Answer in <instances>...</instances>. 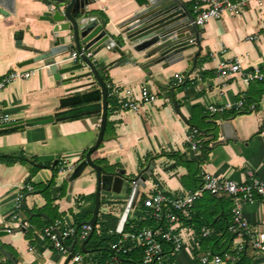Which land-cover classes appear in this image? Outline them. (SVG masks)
Returning a JSON list of instances; mask_svg holds the SVG:
<instances>
[{
  "label": "crops",
  "instance_id": "crops-1",
  "mask_svg": "<svg viewBox=\"0 0 264 264\" xmlns=\"http://www.w3.org/2000/svg\"><path fill=\"white\" fill-rule=\"evenodd\" d=\"M181 1L195 16L196 3ZM127 3L126 0H98L91 9L104 19L106 30L114 35L129 14ZM43 10L38 0H16L15 13L0 16V78L15 68L36 69L30 78L19 79L0 89V106L16 121L54 113L62 97L99 87L96 84L85 90L66 92L69 85H59L41 62L21 66L37 54L35 50H46L49 46L50 37L46 35L49 25L40 19ZM200 41V47L187 51L183 60L169 66L158 63L148 70L143 64L152 57L128 46V62L120 61L119 54L107 48L94 54L96 62L106 66L104 73L112 85L109 97L114 101L109 103L101 144L107 153L96 162L110 172L124 170L126 178H134L154 164L150 179L140 188L138 202L131 211L133 219L146 220L140 216L143 200L149 194L164 191L177 196L185 190H195L204 172L239 183L248 181L251 175L264 180V80L248 82L245 74L219 72L222 65L236 58L241 60L246 72L253 66L264 65V0L252 1L240 15L226 14L200 26ZM87 71L89 68L85 65L69 75ZM177 75L183 77L182 82ZM93 80L95 77L90 76L71 85ZM146 88L156 94L155 101L144 104L139 111L123 109L124 100L140 99ZM240 99L247 105L254 104L255 110L241 113L242 110L227 109L216 115L208 111L211 104L233 105ZM101 117L102 113L81 115L0 134V156L37 159L34 163L0 158V231L8 232L0 236V264H64L68 255L53 249L44 238V230L59 219L75 226L77 213L90 220L97 180L95 171L86 169L75 181L68 201V176L59 168L63 163L77 165L85 158L99 137ZM227 121L231 123L226 129L230 137L224 138L220 124ZM193 127L203 132L202 140L208 141L207 145L212 148L205 161L199 160L201 150L194 155L189 152L187 134ZM27 184L34 190L25 197L22 218L26 226L21 227L11 220V214L16 192ZM126 203L127 198L102 197L96 222L102 234L99 239L106 237L108 229L118 228ZM235 205L236 200L229 195L205 193L196 200L191 218L179 227L184 237L183 249L168 264H203L201 258L208 252H232L240 240L226 231V227L232 222ZM242 212L253 228L264 231L262 200L243 202ZM205 226L214 231L212 235H203ZM82 244L80 238L76 244L78 252L83 250ZM96 245L88 243L90 249L83 251L86 255L81 254L80 261L72 259L69 264H99L105 253L91 249L106 245ZM164 248L169 252V245ZM139 249L141 254L133 256L137 261L142 257ZM241 258L237 264H257L251 246ZM116 261L111 257L109 264Z\"/></svg>",
  "mask_w": 264,
  "mask_h": 264
},
{
  "label": "water",
  "instance_id": "water-1",
  "mask_svg": "<svg viewBox=\"0 0 264 264\" xmlns=\"http://www.w3.org/2000/svg\"><path fill=\"white\" fill-rule=\"evenodd\" d=\"M98 0H38L44 7L40 19L49 25L46 35L50 37L46 50H35L37 54L21 63L29 65L41 62L48 75L53 76L59 85L66 86V92L76 89H88L93 85L98 88L86 90L76 95L64 96L59 101V109L51 114L16 121L12 125L0 129L1 133L18 131L26 127L53 123L70 119L79 115L102 113L99 137L85 158L77 164L69 174V189L67 200L72 197L75 181L80 178L86 169L92 168L96 173L97 190L93 216L88 220L95 228L99 216L101 199L116 198L127 203L121 215L117 232L122 233L131 211L136 206L140 188L150 179L154 164H150L134 178H126L122 169L110 172L99 165L96 160L107 153L101 148L106 131L109 115V87L100 70L85 51L96 54L102 48H107L119 54V60L128 62L126 47H131L135 52H145L147 57H152L143 64L144 69L164 63L169 66L185 58V53L196 46L200 47V26L193 23L195 16L191 10L185 9L181 0H126L128 16L119 24L118 34H110L102 17L91 9ZM16 11V0H0V16L7 17ZM19 44L22 40L18 41ZM81 53L78 64H67L70 51ZM200 49L196 56L199 55ZM87 65L89 71L77 75L72 72L83 69ZM94 76L95 80L73 86V82L82 78ZM231 123L220 124L224 138L230 137L226 133ZM191 155L194 151L189 149ZM57 163V162H56ZM130 190V193L128 191ZM7 231H0V236L7 235ZM92 233L83 242V251L87 252L86 243ZM76 240L69 246L70 254L64 264H69L73 259Z\"/></svg>",
  "mask_w": 264,
  "mask_h": 264
},
{
  "label": "built area",
  "instance_id": "built-area-1",
  "mask_svg": "<svg viewBox=\"0 0 264 264\" xmlns=\"http://www.w3.org/2000/svg\"><path fill=\"white\" fill-rule=\"evenodd\" d=\"M196 3L195 19L193 23L198 26L205 25L213 19H220L226 14L240 15L244 9L252 2L262 0H192ZM225 50V48H224ZM85 54L96 62L92 51H85ZM81 53L74 51L69 54L68 61L74 63L81 60ZM36 69L15 68L5 76L0 78V89L5 88L9 84L19 80L30 78ZM222 75L228 72L235 74H245V79L251 81L264 80V65H256L248 72L245 71L241 60H235L224 64L219 68ZM180 82L183 77L177 75ZM111 87L112 85L109 84ZM157 99L156 94L150 92L147 88L143 90L140 99L128 98L122 102L123 109L131 111H139L146 103L153 102ZM227 109L237 110H255V105H246L244 99H240L235 104H211L208 106L210 114H223ZM16 120L10 112L0 106V129H4ZM203 132L196 127L189 130L187 141L194 152L200 151L203 145ZM77 165L63 163L60 171L69 176ZM34 190L33 186L27 184L22 186L15 194L14 206L11 214V220L18 226L25 227L26 222L23 221L22 214L25 211V197L27 193ZM205 193L212 195H229L236 200L233 208L232 222L228 227V231L240 240L236 248L232 252L224 254H215L208 252L201 258L203 264H237L248 243L254 250V256L257 264H264V231L253 228L249 221L244 217L242 212V203L251 202L259 198L264 202V180L250 176L246 182L239 183L232 179H222L210 172H204L201 175V184L195 190H185L177 196H172L164 191L149 194L143 200V211L141 218L151 221L149 225L141 229L122 232L120 238L116 242H106L105 245L110 247L114 254V258L125 256L135 250L142 249V257L140 261H131L130 264H168L169 257H175L184 246V237L179 230L180 225L191 218L196 200ZM93 231L90 224L84 223L82 226V239H86ZM76 228L73 225L65 224L64 220H56L49 224L44 230V238L50 241L55 251L63 255H69V244L67 241L75 234ZM117 232V229H108L106 236ZM213 230L208 227L202 228L204 236L213 234ZM164 244L170 246L169 252L164 248ZM73 259L80 261L82 255L80 252L74 253Z\"/></svg>",
  "mask_w": 264,
  "mask_h": 264
},
{
  "label": "trees",
  "instance_id": "trees-1",
  "mask_svg": "<svg viewBox=\"0 0 264 264\" xmlns=\"http://www.w3.org/2000/svg\"><path fill=\"white\" fill-rule=\"evenodd\" d=\"M96 64H97V66H98V68L100 70L101 75L104 77L106 83L108 84L109 92H111V89L112 88L109 86V84H111V83L108 81V78H107V76L104 73V71L106 70V66H101L97 62H96ZM108 103H110V104H113L114 103V101L112 100V98L108 97ZM249 111L250 110L245 109V110L241 111V113H248ZM79 116H81V115H79ZM207 142L208 141H204V140L202 142L203 143V145L201 147V151L202 152H201L200 157H199V160L200 161H205L207 159V156H208L209 151L212 149L211 147H209L207 145ZM0 158L5 159V160H8V161H19V160H25L26 161V160H30V161H32L34 163L37 162V159L36 158L28 159V158H26L24 156H21V155H1ZM38 165L39 166H43L44 164H38ZM45 165H47V164H45ZM57 165L58 164H56L55 166H53V168L56 169ZM74 217H75V222H76V224H75L76 232L67 241V243L69 244V246L71 244H73V242L75 240H76V244H77L78 240H80L81 235H82V226H83L84 222H87L85 216H83L80 213L75 214ZM150 223H151V221L149 219H146V220H138V219H133V218L129 217L127 223L125 224L124 232H130V231H134V230L141 229L142 227H144L146 225H149ZM103 226H100V227L102 228ZM228 227H229V225L226 227V231H228ZM104 228H105V226H104ZM197 229H198L197 231L201 234V227L198 226ZM98 231H99V226L96 224L94 230L91 232L92 233L91 239L88 240L87 243H86V249H88V250L90 249L89 246H88V243H93V244L95 243V244H97L96 246H98V245H104L106 242H116L120 238V234L118 232H115L114 234L109 235V236H106V237H103L102 239H99V237H101V235H102V234H100V235H98V239L94 241L93 238L97 235V232ZM84 241H85V239H83V242ZM76 244H75V247H74V253H77L78 252V250L76 249ZM164 246L167 247L168 244H164ZM249 246H251L250 243L247 244V246L245 248V251H246V249ZM91 250H98V251H101V252H104L105 253L104 255H102L101 262H98L99 264H109L110 258L111 257H114L113 252L110 250V247L107 246V245L105 247H97V248H94V249H91ZM79 252L82 254L83 253V250L80 249ZM135 253H137L138 255H140L141 254L140 249L138 248L136 251L134 250V251L130 252L129 254L125 255V256H118L116 258L117 259L116 264H130L131 261H137V259L133 257V256H135ZM172 260L173 259L171 257H169L167 263H169Z\"/></svg>",
  "mask_w": 264,
  "mask_h": 264
},
{
  "label": "rangeland",
  "instance_id": "rangeland-1",
  "mask_svg": "<svg viewBox=\"0 0 264 264\" xmlns=\"http://www.w3.org/2000/svg\"><path fill=\"white\" fill-rule=\"evenodd\" d=\"M100 233H101V232H99V231L97 232V235L93 238L94 241L98 239V235H100ZM76 249L79 250V246H78V245L76 246ZM82 255L85 256L86 253L83 252Z\"/></svg>",
  "mask_w": 264,
  "mask_h": 264
}]
</instances>
